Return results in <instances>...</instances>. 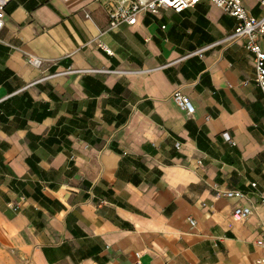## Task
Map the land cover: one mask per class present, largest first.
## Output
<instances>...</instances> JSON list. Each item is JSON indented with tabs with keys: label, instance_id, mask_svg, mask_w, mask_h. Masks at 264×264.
Returning a JSON list of instances; mask_svg holds the SVG:
<instances>
[{
	"label": "crops",
	"instance_id": "obj_1",
	"mask_svg": "<svg viewBox=\"0 0 264 264\" xmlns=\"http://www.w3.org/2000/svg\"><path fill=\"white\" fill-rule=\"evenodd\" d=\"M3 19L0 264H264L263 101L232 17L203 0L109 28L105 0H12Z\"/></svg>",
	"mask_w": 264,
	"mask_h": 264
},
{
	"label": "built area",
	"instance_id": "obj_2",
	"mask_svg": "<svg viewBox=\"0 0 264 264\" xmlns=\"http://www.w3.org/2000/svg\"><path fill=\"white\" fill-rule=\"evenodd\" d=\"M10 1L12 0H0V31L4 25V9ZM201 1L203 0H105V8L109 28H114L120 23L135 24L140 13L157 16L163 8H168L178 13L194 7ZM208 1L235 20L234 28L229 37L243 39L245 48L252 54L255 69L254 80L261 92L263 101L262 110L264 123V50L260 44V38L264 35V14L261 16L250 14L244 7V0ZM260 4L264 5V0H260ZM161 28L164 29L165 25H161ZM100 47L106 53H112L105 44L101 43ZM205 48H207V46L200 48L198 52L200 53L202 49ZM27 61L33 65H39L41 63V59L33 55L28 56ZM173 99L177 105L188 114L194 112V106L189 98L179 91L174 92ZM223 135L226 140H230V136L227 132H224ZM251 185L255 186V183L253 182ZM218 195L226 198L240 199L244 196V192L240 189H226L218 193ZM259 201L264 206V195L260 196ZM251 211V208L247 205H237L233 210V216L235 219H242L247 217ZM188 222L194 224L195 221L193 218H189ZM138 256L139 254H137V257ZM258 263L259 260H256L254 264ZM133 264H140V261L136 260Z\"/></svg>",
	"mask_w": 264,
	"mask_h": 264
},
{
	"label": "rangeland",
	"instance_id": "obj_3",
	"mask_svg": "<svg viewBox=\"0 0 264 264\" xmlns=\"http://www.w3.org/2000/svg\"><path fill=\"white\" fill-rule=\"evenodd\" d=\"M252 0H244L245 4L248 5Z\"/></svg>",
	"mask_w": 264,
	"mask_h": 264
}]
</instances>
